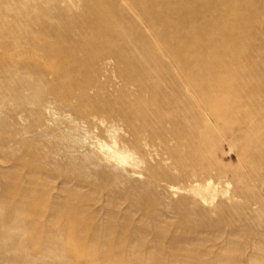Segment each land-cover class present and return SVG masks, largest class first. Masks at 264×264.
Listing matches in <instances>:
<instances>
[{
  "label": "rangeland",
  "instance_id": "rangeland-1",
  "mask_svg": "<svg viewBox=\"0 0 264 264\" xmlns=\"http://www.w3.org/2000/svg\"><path fill=\"white\" fill-rule=\"evenodd\" d=\"M249 1L264 9L0 0V199L23 220L61 211L21 244L0 204L11 246L0 264H200L205 251L207 264H264V14ZM101 57L112 84L94 81ZM170 79L194 87L199 105L178 100L179 114L157 119L172 112L149 89ZM53 85L73 107H58ZM83 103L113 113L76 112ZM135 126L138 147L125 142ZM175 126L177 143L164 138Z\"/></svg>",
  "mask_w": 264,
  "mask_h": 264
},
{
  "label": "bare ground",
  "instance_id": "bare-ground-1",
  "mask_svg": "<svg viewBox=\"0 0 264 264\" xmlns=\"http://www.w3.org/2000/svg\"><path fill=\"white\" fill-rule=\"evenodd\" d=\"M52 1H55V0H52ZM18 2H14V3L19 4ZM213 4L216 6H219L218 1H214ZM254 5L255 4L253 2L249 1L247 3V5L244 7V9L250 10V9L254 8L255 14L260 13V12H262L264 14L263 8L260 9L259 7L257 8ZM191 22H193V20H191ZM223 36H225V33H223L220 37H223ZM100 59H102V61H105L107 59V57H101ZM106 65H107L106 61L103 63H100V64H98V63L95 64L96 75L94 76V81H97L100 77L104 76V82H106L107 84L113 83V80H112L113 74L112 75L107 74V70L104 69V68H106ZM164 83L166 86L165 89H163L160 86V84H158V83L154 84L149 89V91L154 93L153 94L154 96L155 95L159 96L158 99L154 98L152 103L150 102V104L155 105L156 107L162 106L165 108H170V107L176 106L178 103L177 101L179 100L180 102L185 103V105L187 106V104H188L187 98H188L189 100H191V99L195 100L196 104L199 105L198 104L199 101H198L197 94H196L197 90L194 87H192L188 82H186L184 79H178V80L170 79V80H166ZM90 85H92L94 89H98V87L96 85H93L92 83H89V85H87V86H90ZM86 89H87V87H86ZM86 89H85V91H83L81 93V98H82L81 101H87V99H86L87 98V95H86L87 90ZM88 89H90V88L88 87ZM49 93L51 95L55 96L54 102L58 105V107H60L64 110H68L69 108L73 107V102L71 100L72 98H70V96H68V94H66V93H63L61 91L59 92L57 90V88L54 87V85L49 90ZM140 93H142L141 89H140ZM165 97H166V100H165ZM141 105H143V103ZM47 108H48V106H47ZM74 108H75V111L78 113L85 112V113H88L91 115L99 114L102 117L100 120H105L104 117L106 115L113 113L112 109H110L106 106H96V104H91V103H88V104L83 103V105H76ZM170 111H171V108H170ZM179 112H181L180 109L174 108L172 115L171 114L170 115L159 114V115H157V119H161V120L166 119L167 120L171 117H174L173 115L179 114ZM111 127H115V123L111 122ZM141 128H142L141 126H139V127L135 126V127L131 128V132H130L131 133V139L125 140V142H127L128 144H130L133 147H138L141 144V142L143 140H145V138H143L144 135H143V130ZM178 130L179 129L176 126L172 127L171 131L168 134H166L164 136V138L166 140H172L175 143H177L180 140V137L178 135V133H179ZM195 175H196V172H194V171L191 172V174H190V176H195ZM182 177H187V175H183ZM0 204L5 205L6 209H7V215L3 217L2 225H1L4 228L3 230H4L5 235H9V232H8L9 230L7 227L11 223L19 221V222H17V225H20V229H21V233L19 234L20 235V241L19 242L21 244H27L29 241L34 242L35 239L38 238V234L40 233V230H41V225L44 224L43 222L45 220L55 221V220L59 219V216L61 215L60 209L58 210L57 208H54V209L50 210V213L46 219L44 218L43 211H40V212H33L31 215V216H33L32 218L29 217V219L23 220V219H19L16 217L15 206H12L13 204H11L9 201H7L5 199H0ZM41 231H43V230H41ZM45 240H47V238ZM3 244L4 243H0V251L3 252L5 250H7L8 248H11V246L9 244L6 246H3ZM16 248H17V246H16ZM45 253H48V252L41 250V252L36 254L34 259H38V258L40 259V256L45 254ZM208 254H209L208 251L200 252L199 255L196 254L197 257L199 258L200 264H207L206 262L202 261V259L204 257L206 258L208 256ZM169 257H170V255H169ZM227 261H229V260H227Z\"/></svg>",
  "mask_w": 264,
  "mask_h": 264
}]
</instances>
